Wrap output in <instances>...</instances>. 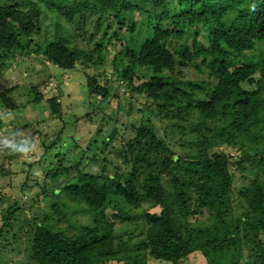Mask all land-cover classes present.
<instances>
[{
	"label": "trees",
	"instance_id": "1",
	"mask_svg": "<svg viewBox=\"0 0 264 264\" xmlns=\"http://www.w3.org/2000/svg\"><path fill=\"white\" fill-rule=\"evenodd\" d=\"M258 44L264 0H0V78L15 56L36 54L64 70L79 65L88 105L112 122L104 141L98 130L85 143L58 95L42 106L40 84L0 85V112L10 122L28 104L59 120L53 137L31 132L16 145L39 141L30 168L37 164L57 186L39 184L43 198L62 194L72 205L52 202L25 218L20 234L12 226L19 198L0 206V257L14 245L10 235L26 264H187L193 253L206 264H264V50L247 55ZM108 48L115 86L103 79ZM256 72L255 87L244 89ZM119 97L127 108L107 113ZM5 150L9 158L20 153ZM143 202L156 210L137 213ZM126 223L133 227H118Z\"/></svg>",
	"mask_w": 264,
	"mask_h": 264
},
{
	"label": "rangeland",
	"instance_id": "2",
	"mask_svg": "<svg viewBox=\"0 0 264 264\" xmlns=\"http://www.w3.org/2000/svg\"><path fill=\"white\" fill-rule=\"evenodd\" d=\"M88 16L91 17V20H96V15L94 13H90ZM134 17L135 19H139V13H134ZM50 20L51 16L49 15L43 17L42 19V25L46 28L47 36H49V34L53 30ZM91 23L92 22H89L88 24L85 23L84 30H87V32L92 31ZM100 34L101 33H99V35ZM85 35L87 37L89 36L88 33H86ZM263 50L264 45L258 44L257 48L247 52V55H249L253 59H256L260 56ZM114 53L115 52L113 51V49L108 48L106 57L107 60L103 66V71L111 74L112 80L109 81L113 84V86L118 85L115 80L116 78L112 74L111 60L112 54ZM193 75L194 73L191 69H189L188 77L194 78ZM252 79L253 83L242 82V87L246 90L253 89L255 87L254 81L260 79L259 74L256 72L254 75H252ZM19 81L23 84V86H28L30 84H40L39 90L42 91L44 95L42 106L47 99L58 95L57 98L59 99L62 112L64 114H74L77 117L76 121L78 126H76V134L80 136L82 142L86 143L91 137L95 138L94 133H96V131L98 130L101 131V134H98L101 137L99 139V142H102V139L104 141V136L102 135L110 134L111 129L109 124H111L112 122L107 125L104 124L102 121L104 113L101 111V109L95 108L91 105H88L87 103L85 77L83 68L81 66L78 65L73 69L64 70L48 63L43 57L36 54H32L28 57L15 56V59H12L7 65V68L3 71L0 78V85L11 86L12 84H15ZM121 88H123V85H121L120 89ZM120 89L119 95H122ZM16 96L17 94H15V97ZM89 99L94 100V98ZM118 99L120 101L111 100V105L106 109L107 113H109L110 108L113 109L117 105L120 108H127L125 97H119ZM17 100L21 104H23L26 98L21 97ZM139 106V103L135 104V108ZM14 113L15 118L12 122H10V114L0 112V194L4 198V201L0 203V206L5 207L7 203H10L13 200L18 201L19 198L20 205L23 207L20 208L17 218L13 219L12 226L14 231L17 234H20L23 226L25 225V218H32L33 214L35 215V217H40L41 215H43V213L51 210L50 205L52 202H57L59 200L67 202V210L72 209V205L70 204V206H68L70 202H68V199H66L62 194L56 197L49 196L47 199H44L39 184L47 187V189L53 190L56 189L57 186H53L52 181H50L49 179L43 178V173L41 172L42 170L40 169V166L34 164L33 168H30L31 164L38 159L39 155L42 152V147L37 140L39 138L38 136L45 135L47 136V138L53 137L56 131L53 129H55L57 124L60 123L59 120L49 117V112L46 108L39 109L34 104H28L23 108L20 107V109ZM120 113H123V110L121 111L120 109ZM146 114L149 113L147 112ZM124 116L125 115L123 113L122 117L125 118ZM133 117H137V114L135 112L133 113ZM153 121L155 122V125L159 127V134H162V123L154 118ZM122 122H125V120L122 119ZM119 129H121L120 132H122L124 127L120 126ZM31 132L35 133V138L37 137V139L35 143L28 147L30 150L27 153L20 152L17 156L9 158L8 152L5 150V148L9 147L7 146L5 141L11 142L16 145L17 143H20L23 139H25V137ZM65 132L70 133L69 130H65ZM99 142L97 145L101 146ZM176 144H179V142H176ZM227 150L231 153V155L236 153L233 148H228ZM86 169L93 168L90 166L86 167L85 170ZM145 210L154 211L156 210V208H154L150 202H143L142 207L136 212L141 213ZM79 216L80 217L78 218V222H82L85 224L88 222V220L86 221L84 217H81V215ZM139 222V219L135 222H132L133 226L138 224ZM126 224H120L118 225V227H127L130 229L131 227H133ZM15 239L17 238L10 239V235H8L6 241L13 240L14 245H11L8 242L3 252L1 253L0 264H26L27 259L25 257V253L21 251V245H19L18 242L15 243ZM147 264L160 263L150 260L149 262H147ZM187 264L206 263L200 254L195 255L193 253L190 255V259L188 260Z\"/></svg>",
	"mask_w": 264,
	"mask_h": 264
},
{
	"label": "clouds",
	"instance_id": "3",
	"mask_svg": "<svg viewBox=\"0 0 264 264\" xmlns=\"http://www.w3.org/2000/svg\"><path fill=\"white\" fill-rule=\"evenodd\" d=\"M48 62V61H47ZM49 63V62H48ZM105 76L103 77V79H108V80H112V76L110 73H107L105 72ZM113 74V73H112ZM114 77L116 78V83L119 84L121 83V81L119 80V78L116 77L115 74H113ZM5 143L7 144V146L11 149H13L14 151H19V152H24V153H27L30 149L28 147H18L17 145L11 143V142H8V141H5Z\"/></svg>",
	"mask_w": 264,
	"mask_h": 264
}]
</instances>
